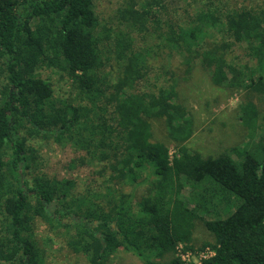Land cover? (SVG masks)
I'll list each match as a JSON object with an SVG mask.
<instances>
[{
  "label": "trees",
  "instance_id": "obj_1",
  "mask_svg": "<svg viewBox=\"0 0 264 264\" xmlns=\"http://www.w3.org/2000/svg\"><path fill=\"white\" fill-rule=\"evenodd\" d=\"M98 1L0 0V264H45L36 219L51 232L65 231L88 264H108L118 251L143 264H194L174 256L179 246L184 253L213 251L200 264H264V104L244 100L237 111L243 140L203 155L188 145L194 118L176 85L136 88L156 48L186 52L183 61L207 71L214 86L252 92L264 80L259 67L241 65L237 73L225 60L238 45L264 65V10H208L209 20L185 28L171 16L175 4L141 1L138 17L126 23L147 41L141 53L124 49L113 77L105 71L110 40L108 29L97 28ZM222 17L225 40L203 31ZM47 69L67 76L77 105L70 95L55 97L38 76ZM153 120L174 143L173 154L154 139ZM44 138L74 150L70 166L101 162L96 177L107 191L89 185L79 193L71 177L35 174L33 143ZM139 182L147 187L136 204L120 188Z\"/></svg>",
  "mask_w": 264,
  "mask_h": 264
},
{
  "label": "rangeland",
  "instance_id": "obj_2",
  "mask_svg": "<svg viewBox=\"0 0 264 264\" xmlns=\"http://www.w3.org/2000/svg\"><path fill=\"white\" fill-rule=\"evenodd\" d=\"M141 1L145 0H99L97 2V28L109 30L106 35L110 40V46L108 45L109 49L107 50L110 65H106L105 71H110L113 77H116L119 72V64L122 62L119 59L121 54L126 49L141 53L144 43L147 41L143 39L144 33L130 30L126 23L128 20L138 17L139 12L137 9ZM167 2L175 4L172 7H177L178 12L174 15L171 14V16L175 17V21L185 28L197 26L200 21L205 19L209 20L206 18L208 17V10H217L222 14H226V10H236L238 8L250 12L264 10V0H167ZM192 18L195 23H193ZM222 20L223 17L219 23L205 25L202 27L203 31L212 33L210 36H214L215 39L225 40L224 32L220 30ZM213 22H215V19ZM208 41H210V38L207 33L205 43ZM228 43L230 44V42ZM154 49L157 50L156 53H150L149 56L145 57L148 60L143 71L144 76L142 80L136 83V88L158 92L171 84L176 85L178 94L191 110L194 118L195 134L188 143L190 148L198 149L203 155H211L242 141L246 131L238 120V106L244 100H252L256 103L258 109H261L264 104V80L252 92L242 91L237 87L236 89L228 86L217 87L212 84L207 71H204L193 62V64H190L183 61L182 56L186 57V52L179 56L169 50ZM230 49V53L227 52L225 62L228 67L234 69L233 71L238 73L239 69L241 70V65H249L252 68L259 67L260 72L264 75V65L260 59H250L242 46L233 45ZM136 57L139 58L140 55L137 54ZM260 72L259 74H261ZM232 75L228 74V78L230 79ZM38 76L47 79L52 84L56 98L67 99L70 95L69 100H72L73 104L77 105L79 103V101H74L75 97H73V93L71 94L70 81L62 71L57 69L40 70ZM235 79H237L236 74L233 80ZM107 119L108 115L101 121L107 125L109 124ZM152 124L154 126V139L163 141L169 148L170 153L173 154L175 152L174 143L167 138L156 120H153ZM33 146L37 150L39 159L35 167V174L48 173L59 177H71L76 182L75 191L79 193L83 192L89 185L102 194L107 191V187L102 183V177H96V173L103 165L101 162L87 167L70 166L69 159L73 157L74 150L69 145L57 144L51 138L35 141ZM107 176L108 173L105 174V177ZM148 178L151 180L153 176L148 175ZM146 187L147 185L144 182L134 187L125 185L120 189L124 193H133L135 198L133 202L138 204L137 201L145 194ZM74 207L73 204H69V208L73 209ZM34 229L36 243L44 252L45 264H88L82 253L73 251L67 244L65 231L51 232L49 226L39 219H36ZM204 235L206 234L202 232L195 233V237L199 240L206 239ZM182 255L185 254L180 249L174 256L181 257ZM169 258L170 256L166 255L163 258H157V260L164 261ZM183 259L187 263L190 261L198 264L200 255L191 253L188 257L183 256ZM108 264L143 263L131 253L118 251L110 256Z\"/></svg>",
  "mask_w": 264,
  "mask_h": 264
},
{
  "label": "built area",
  "instance_id": "obj_3",
  "mask_svg": "<svg viewBox=\"0 0 264 264\" xmlns=\"http://www.w3.org/2000/svg\"><path fill=\"white\" fill-rule=\"evenodd\" d=\"M180 249H182V247L181 246H179V250L178 251H180ZM185 255H182L180 258H182L183 259V256H190L191 255V253H184ZM198 255H200V260L201 259H203V258H206V257H208V256H212L214 253H213V251H211V250H209V249H206L205 251H203L202 253H197ZM183 261H184V259H183ZM194 264H196V263H194ZM198 264H200V261H199V263Z\"/></svg>",
  "mask_w": 264,
  "mask_h": 264
}]
</instances>
